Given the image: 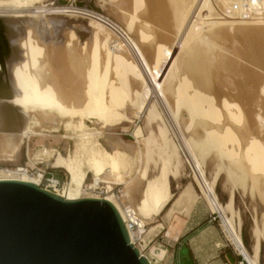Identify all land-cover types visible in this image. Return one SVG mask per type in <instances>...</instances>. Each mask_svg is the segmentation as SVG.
<instances>
[{"label":"bare ground","instance_id":"6f19581e","mask_svg":"<svg viewBox=\"0 0 264 264\" xmlns=\"http://www.w3.org/2000/svg\"><path fill=\"white\" fill-rule=\"evenodd\" d=\"M7 1L8 4L9 1H13L17 3L18 6L19 4L21 6V4L32 0ZM213 1L216 2L214 4H216L219 13L213 9V4H211L212 0H135V5L143 4L142 14L140 17L143 15L142 18H144L145 23L149 22V24L146 23L149 27L151 24L152 27L157 24L158 26L155 30L158 31L160 29V34L158 32V35L164 36V41L166 39L168 43L171 42V39L168 40V38H173L172 35L175 34L173 40H175V44L179 46V51L182 49L181 59L183 69L182 74L180 73L181 77L179 75V79H177L178 77L175 75V78L177 77L176 80L179 81H176L177 83L171 91L172 94H174V98L170 101L163 92V88L159 85V89L162 90L159 94V101L164 108L165 115L172 123H175L174 118L177 117L176 115L179 113L181 105L184 106L187 113L186 115L191 123L195 122V120L199 118L197 115L204 117L207 116L208 118H206V120H202L201 118L200 120L202 121L196 124L197 129L194 127L195 130H193V132H199V135L201 133L203 138H201V136L199 137L203 140L202 142H205L203 144H207L208 146L212 145L214 147H212V149L220 155L230 156L234 154V150H236L238 158H236L235 155L233 157L235 160L245 163L247 169L252 174H257V172L261 173V171H264V128L261 126L262 121L258 116V112H256V108L251 105L253 103L254 105L257 103L256 98H254L255 102L251 103L249 101L251 96L250 90H248L251 85L249 80H252V78L255 79V77H251V79H249L250 76H245L247 83L250 84L248 88L246 87L248 85L247 83L246 85L245 83L243 85L240 81L236 84L233 87V89H238L236 94L229 95L227 93H220L217 95L216 91L219 87L215 84L216 81L214 82L211 80L210 76L205 78L198 74V68L206 70L207 67H209L211 69L215 62L217 66L218 59L213 62L217 51L214 48L215 51L213 53L211 45H219L222 38H226L229 42L231 37L236 40L235 37L237 35L235 36V32L243 33L246 36L247 43L248 41H257V39L260 40V43H263L264 19L255 18L242 20L235 19L234 17H231L234 19L226 18L222 14V8L231 0ZM113 2H115V0ZM42 5L43 4H40L37 7L35 6L33 13L30 12L31 14L28 13V15H17V13L0 14V145L4 148H10L12 152L17 151L22 143L23 136L29 134L32 126H34L38 120L44 121L48 118H54V114L56 113L58 116H55L54 121L66 124L67 126H72L76 137L74 142L75 149L72 154H69L67 158H64L58 153L54 157V165L63 167L69 174V187L67 188V193L56 194L66 199H77L83 197L104 198L115 206L122 220H125L126 218L122 210V206L127 205L133 210L137 222L140 225H144L145 221L152 218L153 215L158 214L171 198L165 166L163 165L161 167L157 176L151 179H146L142 196L136 206H133L130 202L131 194L133 190L137 188L139 183L134 180L135 177L127 178V174L129 172L128 166L132 160L130 154H132V152L130 153L129 148L122 145V143H116V141L113 142V147L108 150L102 146L97 138V136L101 134L99 128L102 126L113 127L116 124H119L113 123L110 118L116 115L114 105H117V102L122 99L125 94V91L122 88L114 89L113 85L107 87L106 82L107 79H111L114 75L112 66H115L117 71L122 70L126 76L127 92L132 95L138 94L142 99V113L148 109L146 106L149 102L148 100L152 91L150 83L152 82V77L154 78L157 75L154 74V66H156L160 57L163 58V61L167 62L166 67H169V64L172 65L170 62L172 61L173 55L176 53V47L172 45L173 41L170 43V46L167 44V41L166 43H161V41L158 43V41H156L157 43L155 45H146V41H143L142 39L145 38L144 35L147 29L145 30L143 27H136L137 25H135V28L138 30L137 32L135 29L138 34V40L134 43L141 55V61L139 62L134 59L121 44L113 43L112 34L95 18L78 16L75 14L66 15V17H46L45 14L63 15L68 13H60L58 11L44 12L46 9H42ZM31 8L33 7L31 6ZM128 9V7H125L126 11H130ZM139 11L137 10V12ZM131 13L133 14L132 11ZM118 14L122 15V12H119ZM124 15L123 17H125V22H128V13L127 17ZM134 15H136L135 12ZM200 15H203V18L205 17V19H203L204 21H201L203 23H199V21H197V17ZM135 18H137V15ZM69 22L85 23L88 31L90 32V38H92L91 40H93V44L90 42L83 43L81 38L78 39L77 37H75L77 38L76 40L70 41L73 43H66L65 38V40L63 39L65 43L58 41L59 38L57 40L54 39V35L51 33L52 29H50L52 23L63 25L68 24ZM130 25L131 21L129 22L128 27H130ZM73 26H75V24H73ZM28 27L34 30V36L29 33L27 29ZM174 29L176 32H174ZM53 31L55 30L53 29ZM161 31H163V35L161 34ZM82 33L81 35L85 34ZM58 34H60L59 31ZM244 35L240 36L243 37ZM63 36L64 35H62V37ZM228 37L230 38L228 39ZM241 37L240 39L237 37V39L241 40ZM152 40L148 39L147 42ZM154 42L155 41H153V43ZM68 44H72L73 46L69 47ZM149 44L152 43L150 42ZM166 44L169 49H167ZM255 45L259 47V43ZM84 47H87V51ZM100 48H103V50L100 51ZM245 48L247 49V47ZM250 48L251 46L249 47L248 45V50ZM261 48L263 49V47ZM251 49L254 50V48ZM253 50H250L249 52L253 54L255 52ZM249 52L244 53L246 55V53ZM101 53L102 67L99 68L98 64L101 60L99 55ZM146 53L150 57L149 60L147 59L148 55ZM260 53L261 56L259 58L261 60L259 58L257 59L256 56V58L254 57V62L261 61L260 63H262L264 67V50L262 52L260 51ZM177 54L178 53H176L175 58ZM255 54H258V51ZM218 56L219 54L217 57ZM246 59L248 60V58ZM175 61L176 60H174V62ZM210 62H212L211 67ZM254 62L252 64L253 66ZM178 65L175 63L173 69H176ZM223 67L229 68L226 62L223 63ZM210 69H207L208 72H213L215 67L211 70ZM243 70H246L247 74H250L248 73L249 68L248 70ZM253 71L251 69L252 73ZM179 72L176 71L178 74ZM223 77L226 78L227 81L228 79L230 80L229 84H232L231 81L234 83L229 74H225ZM256 77H258V79L260 78L259 76ZM182 78H186V80H183ZM258 83L260 84V82ZM184 84L187 85L185 88L183 86ZM252 88L253 90L256 89L255 87ZM260 89H262V87ZM260 89L257 88L256 91L259 90L261 93L262 91ZM254 96L256 95L254 94L253 97ZM260 96L262 95H259V98ZM260 101L262 100L260 99ZM260 108L261 107L257 109L260 110ZM262 109L263 106L261 108V112ZM147 112V118L149 120L155 119L156 116H158L153 103ZM181 114V117H184L183 113ZM66 115H69L67 119L64 118ZM196 116L197 118L195 119ZM72 118H76L74 121L75 123L72 122ZM86 121L93 124V126H95L98 130L88 132L85 125ZM162 121L163 120H160V122ZM182 122L184 121L182 120L181 123ZM175 124L174 126L179 125L178 123L176 125ZM212 130H216L224 134L225 138L222 140V143L230 141L235 143L236 146H234V144L232 146L233 149L232 147H225L226 149L221 148L220 145L216 144L221 141H217L216 138L210 134ZM77 131H79V133H77ZM157 131V137H160L161 139V142L159 143L161 149L165 150V147L167 146L165 128L160 124L158 125ZM194 134L197 136V133ZM109 139L111 141L110 143L114 141L111 140V137ZM191 145L192 143L190 140L183 139L181 149L193 168L195 180L199 183L201 190L210 205V209L221 214L227 229L231 233V238L236 245L239 254L243 256L244 260L248 264H258L259 236L257 234V230L254 231L256 232L254 234L257 235H255V241L252 245L253 255H250L242 243L238 230L233 227L231 218L226 217L224 213L226 210L229 212L232 210V191L229 193L227 202L221 206L216 199L212 186H210L206 181L207 179L203 174L204 172H202L203 169L201 170L199 167V161L197 162ZM3 150L1 148V151ZM43 152L48 153V150L45 148ZM135 153L137 157L136 161L138 160L140 162H137V170H135V172L137 173L136 175L139 174L140 180V177L142 178L143 176L142 151L136 149ZM10 154L12 153L10 152ZM171 156L172 155L170 154L167 155L168 158ZM212 156L215 157V155ZM231 158H229V160ZM236 163L233 164L234 169L239 168L245 170L244 167H242L243 163L240 164L242 166H239ZM135 172L133 173L134 175ZM88 174H91L93 177L92 185H96L99 182L117 185L120 184L119 181H123L122 183L126 186V189L121 191L120 196L123 204L121 205V201H119L120 198L117 199L112 193V190L110 195L106 196L85 193L83 190V184L85 183V177ZM249 174L250 173L247 175ZM258 177L259 175H255V178L252 177V187H254V190L257 192V194H255L260 196L262 202H264V176L262 177L261 175L259 178ZM3 179L30 181L39 185V180L36 178L26 177L22 174L18 175L12 171L8 173V171L6 172L0 170V180ZM106 191H108L107 188ZM189 195L190 185H187L180 192L178 199L189 197ZM124 223L127 228L130 241L134 242V234L136 232L128 228L126 222ZM255 229L257 228L255 227ZM138 249L142 255L146 256L142 253V248L140 246H138ZM146 258L149 260L150 264H153L148 256H146Z\"/></svg>","mask_w":264,"mask_h":264},{"label":"rangeland","instance_id":"374dc122","mask_svg":"<svg viewBox=\"0 0 264 264\" xmlns=\"http://www.w3.org/2000/svg\"><path fill=\"white\" fill-rule=\"evenodd\" d=\"M5 1L1 0V2H0V14H10V13L16 14L17 13V15H28V13H30V12L33 13V9L35 8V6L37 7L40 4H43L49 0H32L30 2L23 3L25 7L23 6V4H21V6H22L21 7L20 4L18 6V4L13 2V1H9V4L7 3L8 2L7 0H5ZM113 1L114 0H91L90 6H92L94 9H96L100 12H103L104 14L108 15L113 20H115L116 22L121 24L131 34L134 42L136 40H138V34H137L138 30H137V28H135V25H137L136 27L141 26L145 30L147 29L146 30L147 33L145 32V35H144L145 38L142 39L143 41L145 40L147 43L146 44L145 42H143L144 44L155 45L157 43L156 41H158V43H160V41H161V43L162 42L166 43L167 40L165 39V41H164V38H163L164 36L158 35V32L160 34V29L158 31L155 30V28L157 29L158 25L156 24L155 26L152 27L151 26L152 24L150 23L151 25L149 27V25H148L149 22H146L148 24L145 23L144 18H142L143 15L140 17V15L142 14L141 12H142L143 4H141V5L136 4L135 5V0H132V1L131 0H117V1L115 0V2H113ZM130 1H131V3H130ZM214 3H216V2H214L212 0L211 4H213L212 5L213 9H215L217 11V13H219L218 8L216 7V4H214ZM26 4H28V5H26ZM131 4H132V8H131ZM115 5L116 6L118 5V6L116 7ZM31 6L33 8H31ZM125 7H128L129 8L128 10H130V8H131V10L126 11ZM116 8H117V10H116ZM122 8H123V11H122ZM137 10L138 11L140 10V11L137 12ZM118 11L122 12V15L118 14L119 13ZM131 11L133 12V14L131 13ZM134 12L136 13L138 19L135 18L136 15H134ZM124 13H125L126 17H127V13H128V16H129V19H128L129 21L127 20L128 22H125L126 20H124L125 19V17H123ZM129 14H132V15H129ZM45 15H46V17H66V15H73V14L68 13V14H63V15H60V14H57V15L45 14ZM200 16L197 17L198 18L197 21H199V23H203L201 21L203 19H205V17L203 18V15L201 17ZM226 18L234 19L231 17H226ZM139 19H141L142 21ZM235 19H238V18H235ZM137 20H138L139 24H138ZM130 21H131V25H130V27H128V24ZM73 24H75V26H73ZM142 25H145V26H142ZM52 26H53V28H52ZM52 26L51 27L48 26V27H50V29H52L51 33L54 35V39L57 40L59 38L58 41H60V42L62 41L65 43V41H66V43H69L71 40L73 41V40H76L77 38L78 39L81 38V41H83V43L90 42L91 44H93L92 43L93 40H91L92 38H90V36H91L90 32L88 31V28L86 27L87 25L85 23L69 22L68 24H63V25L58 24V23H52ZM27 29H28L29 33L32 36H34V30L32 28H29V27ZM53 29L55 31H53ZM135 29L137 30V32ZM206 29H204V30H206ZM56 30H58L60 34H58V31H56ZM176 31H177V28H176ZM176 31L174 29V32H176ZM82 32L85 34H83ZM162 32L163 31H161V34L163 35ZM81 33L83 35H81ZM237 33L235 32V36L237 35L235 37L236 40H234L231 37V40L229 42V40L227 41L226 38L225 39L222 38L221 42H219V45H216V46L211 45L212 52L214 53L215 49L217 51V53L215 54L216 56L214 55L215 60L212 58L213 62L217 61V59H218L217 66L215 64L216 62L213 64V66H212V62H210L211 63V64L209 63L210 67L211 66H212V68L215 67L214 71L208 72L207 69H210L209 67H207L206 70H203L202 68L201 69L198 68V74L202 75L205 78H207V76H210L211 80H213L214 82L216 81L215 84H217L219 87L218 90L216 91L217 95H219L220 93H227L229 95L236 94L238 89H236V88L233 89V87L236 84H238L241 81V83H243V85H244V83L246 85L247 81L245 79V76H250L249 79H251V77H255V79L252 78V80H249V83L251 82L250 83L251 85L249 83H247L248 85L246 87L248 88L250 85V87L248 88V90H250V95H251L249 98V101L251 103H253V102H255L254 98H256L257 103H255V105H254V103L251 105L256 108V112H258V116H259L260 120L262 121L261 126H263V128H264V115H263L264 114V111H263L264 110V105H263L264 104V97H263V94H264L263 93L264 92V89H263L264 88L263 87V85H264V79H263L264 78V71H263L264 67H263L262 63H260L261 61L260 62L259 61L254 62L256 56H257V59L261 56L260 51L262 52L264 50V42L260 43L259 42L260 40L257 39V41L256 40L254 42L248 41V43H247L246 36L241 32H237ZM35 34H36V32H35ZM62 35H64L65 37L64 36L62 37ZM174 35L175 34L172 35L173 38H174ZM240 35L241 36L244 35V36L241 37ZM81 36H83V37H81ZM72 37H74V38H72ZM75 37H77V38H75ZM168 37H165V38H168ZM237 37H238V39H240V37H241V40H238ZM70 38H72V39H70ZM88 38L90 41L88 40ZM173 38L169 37L168 40L171 39V42L168 43V41H167V44H169V46H170V43H172V41H173L172 45L174 47H176V53H178V54H177L176 58H175L176 53L173 55L172 61L170 62L172 65L169 64V67L168 66L166 67L167 62L163 61V58L160 57L158 59L156 66H154V69H155L154 74H157V75L154 78L152 77V80H151L152 82L150 81L152 91H151V94H150V97L148 100L149 102L147 103V106H146L148 109L142 113H141V109L143 106V102H142L140 95H138V94L132 95V94L127 92L128 90H127V86H126L125 73H123L122 70L117 71L116 67L112 66V68L114 70V75L112 76L111 79H107V82H106L107 87H110V85H113L114 89L115 88H122L125 91V94L122 97V99H120L117 102V105H114V108L116 110V115H114L113 117L110 118V120L113 123H119V124H116L113 127L100 125L103 127L104 130L102 129V127L99 128L100 129L99 131L101 134L99 136H97V138H98L99 142L102 144V146L108 150H110L113 147V142L116 141V143H120V144L122 143V145L129 148L130 153L132 152V154H130V156L132 157L131 158L132 160L128 166L129 172L127 174V178L128 177L129 178L135 177L134 180L137 181L139 184L137 185V188L134 189L132 194H131V198H130L131 201H133L134 198H137L139 195H141V192L143 191L146 179L147 178L151 179V178L157 176L159 174V171L161 170V167L164 165L165 166V172L167 175L169 191L171 192V196L176 197L178 195L176 198V204L185 203L188 205H190L191 203H193L196 200V195H198L200 197V194H203L200 187L198 186V183L195 180L193 172L189 168L188 164L186 163V161H185V159H184V157L180 151V148L182 147L183 139L190 140L192 143L191 147H193L194 156L196 157L197 162L199 161L198 162V164L200 165L199 167L201 168V170L203 169L202 172H204L203 174H204L205 178L207 179L206 181L210 186H212V189H213V192L215 193L216 199L221 206H223L227 202L228 197H229V193H230V191H232V195H233L232 210H231V212L226 210V211H224V213H225L226 217L231 218L233 227L238 230L239 236L242 240V243L250 255H253L252 245L255 241V235L258 234V236H259V253H258L257 261H258V264H264V216H263L264 202H262V199L260 198V196L256 195L257 192L254 190V187H252L253 186L252 180H253V178H255V175L256 176L259 175V177L262 175V177H263L264 171H261V173L259 172L260 174L258 172H257V174L256 173L252 174L251 172H249L245 163H243L242 161H237L233 158L236 155V152H237L236 150H234L235 151L234 154H232L230 156L220 155L214 149H212V147H213L212 145L208 146L207 144H203L205 142H202L203 140L201 138H203V137L201 136V133L199 135L198 134L199 132H196V131L193 132V130L197 129L196 124L201 122L203 119L206 120V118H208L207 116L204 117L201 115H197L199 118H197V116H196L195 119L196 118L197 119L195 120V122L191 123V122H189V119L186 115L187 113H186L184 106L181 105L180 106L181 108H179V113L177 112L178 114L176 115L178 117V119H177V117L174 118L175 123L176 124L178 123L180 126L179 125L174 126L175 123H172L171 120H169L168 117L165 115L164 108L159 101V94L162 91L159 89L160 88L159 85L163 88V90H164L163 92L166 94V96L171 101L174 98V94H172L171 91H172L174 85L179 81V80H176V78L178 77L177 79H179L180 73L182 74V69H183L182 68V59H181L182 49H180V51H179V48H178L179 46H177L175 44V40H173ZM229 38L230 37H228V39ZM148 39H151V40L153 39V40L147 42ZM153 41H155V42L153 43ZM150 42L152 44H149ZM70 43H73V42H70ZM258 43H259L260 48L257 45H255ZM167 44H166L167 49H169ZM244 45H246V46H244ZM248 45H249V47L251 46V48H254V50L251 48L248 50ZM253 45H255V46H253ZM68 46L72 47L73 45L68 44ZM221 46H222V48H221ZM245 47H247V49ZM257 47H258V49H257ZM261 47H263V49ZM84 48L87 51V47H84ZM255 48H256V50H255ZM177 49H178V52H177ZM102 50H103V48H100V51H102ZM250 50H253L255 52L252 54L249 52ZM218 51H219V53H218ZM257 51H258V54H255ZM244 52H249V53H246V55H247L246 56ZM218 54H219V56L217 57ZM100 57H101V60L98 64L99 68L102 67V53L99 55V58ZM252 57L253 58L255 57V58L253 59ZM246 58H248V60ZM147 59L148 60L150 59L149 55H148ZM249 59H250V61H249ZM174 60H176V61L174 62ZM225 60H227V61H225ZM224 62H226L228 64L229 68L223 67ZM253 62H254V66L252 65ZM175 63L177 65L179 64L176 68L179 70H176L175 68L173 69V66ZM257 65H259V66H257ZM260 65H261V68H260ZM162 67H163V69H162ZM175 67H176V65H175ZM244 67H246V68H244ZM170 68H171V70H170ZM248 68H249V70H248ZM250 68L252 69V71L254 70L253 73L251 72ZM262 68H263V70H262ZM243 69H247L248 73H250V74H247V71L243 70ZM173 70H174V72H173ZM176 71H178V72L181 71V72H179V74H178V73H176ZM245 73H246V75H245ZM225 74H229L231 76V80L234 81V83L231 81V83L233 85L229 84L230 83L229 79L227 81V79L223 77V75H225ZM257 74H259V75H257ZM175 75L177 76L176 78H175ZM256 76H259L261 79L260 78L258 79V77H256ZM180 77H181V75H180ZM182 79L186 80V78H182ZM257 79H258V81H257ZM258 82H260V84ZM194 83H196V82H194ZM183 86L185 88V86H187V85L184 84ZM258 86H260V87H258ZM166 87H167V89H166ZM252 87H255L256 89L257 88L260 89L262 87V89H260L262 92L260 93L259 90L256 91L255 88H254L255 90H253ZM251 90H252V92H251ZM254 91H255V93H254ZM258 91H259V93H258ZM254 94L256 96L253 97ZM259 95H262V96H260V98H259ZM251 97L253 98V100ZM260 99L262 101H260ZM262 102H263V104H262ZM152 103L155 106V109L158 113V116H156L155 119L149 120L147 118V113H148L147 111L151 107ZM262 106H263V109L261 112ZM259 107H261L260 110L257 109ZM181 113H183L184 117H181L182 116ZM55 116L57 117L58 115H56V113H55L54 118L53 117L50 119L48 118L44 121L38 120L36 122L37 124L35 123L34 126H32V129L29 132V134L23 136L22 143H21V145L17 151L12 152L10 150V148H4L2 145H0V170L6 171V172L8 171V173H10L12 171L13 173L18 174V175L22 174V175H25L26 177L36 178L39 180V186H41L43 188L47 187L48 189L54 191L55 193H67V190H68L67 188L69 187L68 186L69 174L63 167L55 166L53 162H54V157L58 153L64 158H67L69 154L73 153V151L75 149V143L74 142L76 140V137H75V131H73V127L67 126L66 124L60 123L58 121L57 122L54 121ZM68 117H69V115L64 116L65 119H67ZM180 117L186 123H184V122L181 123L182 120L180 119ZM213 117H214V115H213ZM201 118H202V120H200ZM209 119H210V117H209ZM75 120H76V118L75 119L72 118L73 123H75L74 122ZM160 120H163V121L160 122ZM211 120H212V118H211ZM45 121H50V122H45ZM160 124L162 127L165 128L166 135H167V142H166L167 146L165 147V150L167 149L166 151L161 149V146L159 144L161 142V139H160V137H157L158 136L157 135L158 134L157 129H158V125H160ZM53 125H54V127H53ZM85 125L87 127L88 132H93V131L98 130L95 128V126H93V124H91L88 121L85 122ZM190 125H191V127H190ZM50 126H51V128H50ZM194 127H196V128L194 129ZM77 133H79V131H77ZM194 133H197V136ZM210 134L212 136H214L217 141L218 140L221 141L219 143H216V144L220 145L221 148H225V147L231 148L235 144V143H232L230 141H225L224 142L225 144L222 143V140L225 138L224 134L220 133L216 130H212ZM199 136H201V138ZM110 137H111V140H114V141H112V143H110L111 142L109 139ZM226 142H227V144H226ZM221 143H222V145H221ZM158 144H159V146H158ZM228 145H230V146H228ZM234 146H236V144ZM1 148H2V150L4 149L5 151L4 150L1 151ZM45 148L48 150V153L43 152V150ZM136 149L142 151V161H143V165H142V170H143L142 172L143 173H142V175L143 176H142V178L140 177V180H139V174L136 175L137 173L135 172V170H137V168H136L137 162L140 163L138 160L136 161V159H137L136 153H135ZM232 149H233V147H232ZM10 152L12 154H10ZM167 153L172 155V156L170 158H168ZM212 155H215V157H213ZM231 156H232V158H231ZM185 157H186V155H185ZM235 157L238 158L237 155ZM229 158H231V159L229 160ZM234 163L238 164L239 166H242L240 164L243 163L242 167H244L245 170L239 169L238 167H236L238 169H234V165H233ZM258 171H260V170H258ZM134 172H135V175L133 174ZM248 173H250L249 174L250 176L247 175ZM41 174L44 177H47V176L50 177L52 175L53 177L58 178L59 185L58 186H49L48 181L45 180L44 177L42 178ZM92 178L93 177L91 176V174H88L85 177V183L83 184V190L85 191V193H89L92 195L106 196V195H110L111 190L120 189L121 191H124V189H126V186L122 183L123 181H119L120 184H117V185L106 184L103 182H99L96 185H92L93 184ZM185 184L192 186V187L190 186V195H189V197H183L181 199H178L179 194H180L179 191L182 189V187ZM106 188L108 189V191H106ZM201 197L204 199L206 204H208L206 197L204 195H201ZM119 201H121V198ZM120 203H121V205L123 204L122 201ZM131 204L133 206H136V203L132 202ZM208 206L210 208L209 204H208ZM213 215H215V219L219 222L220 228L222 230V234H223L224 238H226V241H225L226 242V245H225L226 250L225 251H226L227 257L230 260L231 259L236 260L237 257L242 259L241 255L238 252L236 245L234 244V242L231 238V233L229 232L226 224L223 221L221 214L217 212V214L213 213ZM148 220L145 221V224L147 223ZM255 227L257 229H255ZM146 228H147V225H145V229ZM145 229H144V232L140 235L142 240H143V242H141L142 244L140 246L142 249L144 248L143 254L148 256L153 264H169V262L167 260L168 252L164 251V246L161 245V243L163 242V239L165 237H163V235H161V234H158L157 236H154L151 240H149L150 235L147 234V231ZM255 230H257V234H254V233H256V232H254ZM259 233H260V235H259ZM242 261H243L242 264H248L245 260L242 259L241 262Z\"/></svg>","mask_w":264,"mask_h":264},{"label":"water","instance_id":"95a60500","mask_svg":"<svg viewBox=\"0 0 264 264\" xmlns=\"http://www.w3.org/2000/svg\"><path fill=\"white\" fill-rule=\"evenodd\" d=\"M244 260L243 256H241ZM0 264H150L104 198L0 180Z\"/></svg>","mask_w":264,"mask_h":264},{"label":"crops","instance_id":"0c3cea01","mask_svg":"<svg viewBox=\"0 0 264 264\" xmlns=\"http://www.w3.org/2000/svg\"><path fill=\"white\" fill-rule=\"evenodd\" d=\"M141 196L142 192L130 202L137 204ZM177 196H171L160 212L145 224L149 240L158 234L165 237L161 245L168 252L169 264H242L239 257L236 260L227 257L226 238L219 222L211 218V209L204 199L196 195L190 205L176 204Z\"/></svg>","mask_w":264,"mask_h":264},{"label":"built area","instance_id":"2783aa9c","mask_svg":"<svg viewBox=\"0 0 264 264\" xmlns=\"http://www.w3.org/2000/svg\"><path fill=\"white\" fill-rule=\"evenodd\" d=\"M90 1L91 0H49L43 3L42 9L43 8L46 9L44 10V12L58 11L60 13H71L78 16L95 18L100 23H102V25L112 34L113 43L121 44L133 56L134 59L140 62L141 55L133 41L131 34L121 24L113 20L111 17L90 6ZM222 14L225 17H234L242 20H250L255 18L264 19V0H231L226 5L223 6ZM180 151L186 163L188 164L189 168L193 172V168L189 163V161L187 160V158L185 157V154L181 148ZM41 177L43 178L44 176L41 174ZM44 178L45 180L48 181L49 186L59 185L58 178H55L52 175L50 177L47 176ZM198 186L200 187L199 183ZM112 193L115 195L117 199L120 198L121 196L120 189L112 190ZM201 195L204 194H200V196ZM122 210L126 217L125 220L123 221L126 222L128 228L136 232L134 234V242L132 243L136 247L141 246L142 244L141 242H143V240L140 235L144 232L145 225H140L137 222L133 210L129 208L127 205H123ZM213 213L217 214V212H214L213 210H211L210 212V214H212L211 218L215 219V215H213ZM143 249H142V253H143Z\"/></svg>","mask_w":264,"mask_h":264}]
</instances>
